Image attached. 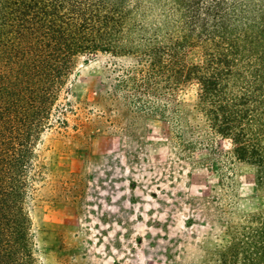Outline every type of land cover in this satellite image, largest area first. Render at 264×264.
I'll return each mask as SVG.
<instances>
[{
	"label": "trees",
	"instance_id": "16d2710c",
	"mask_svg": "<svg viewBox=\"0 0 264 264\" xmlns=\"http://www.w3.org/2000/svg\"><path fill=\"white\" fill-rule=\"evenodd\" d=\"M99 52L134 59L112 95L135 117L180 125L173 98L194 86L204 133L188 146L227 140L223 157L255 167L264 193V0H0V264H41L28 210L40 144L68 125L77 59ZM227 233L209 264H264V205Z\"/></svg>",
	"mask_w": 264,
	"mask_h": 264
},
{
	"label": "rangeland",
	"instance_id": "374dc122",
	"mask_svg": "<svg viewBox=\"0 0 264 264\" xmlns=\"http://www.w3.org/2000/svg\"><path fill=\"white\" fill-rule=\"evenodd\" d=\"M133 61L101 52L76 61L73 111L67 127L43 135L46 175L28 201L41 264H209L227 226L263 208L255 167L226 160L227 140L188 146L204 133L194 86L173 98L180 125L135 117L112 95L119 67Z\"/></svg>",
	"mask_w": 264,
	"mask_h": 264
}]
</instances>
